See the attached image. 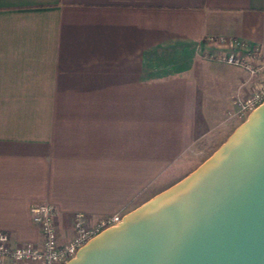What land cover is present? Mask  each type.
Listing matches in <instances>:
<instances>
[{"label":"crops","instance_id":"crops-1","mask_svg":"<svg viewBox=\"0 0 264 264\" xmlns=\"http://www.w3.org/2000/svg\"><path fill=\"white\" fill-rule=\"evenodd\" d=\"M221 37L264 52V0H0V230L12 245L43 242L34 204L55 207L65 242L77 213L126 215L195 170L187 151L223 140L234 101L256 88L210 59Z\"/></svg>","mask_w":264,"mask_h":264},{"label":"water","instance_id":"water-1","mask_svg":"<svg viewBox=\"0 0 264 264\" xmlns=\"http://www.w3.org/2000/svg\"><path fill=\"white\" fill-rule=\"evenodd\" d=\"M65 264H264V103L195 170Z\"/></svg>","mask_w":264,"mask_h":264},{"label":"built area","instance_id":"built-area-1","mask_svg":"<svg viewBox=\"0 0 264 264\" xmlns=\"http://www.w3.org/2000/svg\"><path fill=\"white\" fill-rule=\"evenodd\" d=\"M220 43L225 51L212 54L219 60L243 67L251 78L256 79V88L248 95L238 97L236 115L247 119L249 115L264 103V52L234 38H210ZM33 221L39 225L44 235L41 244L25 243L12 245L10 235L0 230V264H65L75 258L80 249L93 237L121 223L124 214L100 218L91 222L85 213L79 212L74 219L75 234L68 241H61L55 222V207L48 203L31 206Z\"/></svg>","mask_w":264,"mask_h":264},{"label":"rangeland","instance_id":"rangeland-1","mask_svg":"<svg viewBox=\"0 0 264 264\" xmlns=\"http://www.w3.org/2000/svg\"><path fill=\"white\" fill-rule=\"evenodd\" d=\"M210 59H217L215 56H210ZM222 61V60H221ZM225 62V61H223ZM227 63V62H225ZM229 64V63H228ZM236 110L233 113H228L225 122L229 123L231 128L229 131L226 132L224 135V139H218V141L214 142L212 140V144H214V147H205V146H199L200 143L196 144L195 147L189 149L187 151V157L185 158L186 161V170L190 169H196L203 161H205L209 156H211L219 147L220 145L232 134V132L245 120L238 118V116L235 114ZM204 145V144H203Z\"/></svg>","mask_w":264,"mask_h":264}]
</instances>
